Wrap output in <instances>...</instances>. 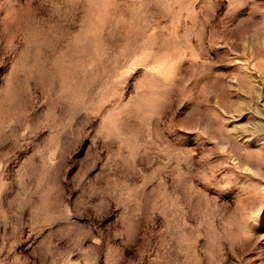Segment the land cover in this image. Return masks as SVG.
<instances>
[{"label": "rangeland", "instance_id": "rangeland-1", "mask_svg": "<svg viewBox=\"0 0 264 264\" xmlns=\"http://www.w3.org/2000/svg\"><path fill=\"white\" fill-rule=\"evenodd\" d=\"M0 264H264V0H0Z\"/></svg>", "mask_w": 264, "mask_h": 264}]
</instances>
